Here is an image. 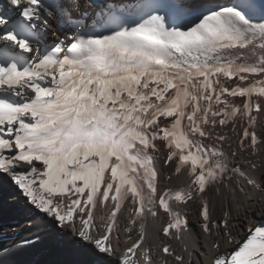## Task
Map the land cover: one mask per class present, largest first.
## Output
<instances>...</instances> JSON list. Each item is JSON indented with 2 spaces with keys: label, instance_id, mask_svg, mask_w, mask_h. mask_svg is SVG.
I'll list each match as a JSON object with an SVG mask.
<instances>
[{
  "label": "snow or ice",
  "instance_id": "1",
  "mask_svg": "<svg viewBox=\"0 0 264 264\" xmlns=\"http://www.w3.org/2000/svg\"><path fill=\"white\" fill-rule=\"evenodd\" d=\"M78 8L0 0V264H264V0Z\"/></svg>",
  "mask_w": 264,
  "mask_h": 264
},
{
  "label": "bare ground",
  "instance_id": "2",
  "mask_svg": "<svg viewBox=\"0 0 264 264\" xmlns=\"http://www.w3.org/2000/svg\"><path fill=\"white\" fill-rule=\"evenodd\" d=\"M3 2H7V0H3ZM220 3H227L228 0H219ZM103 3V0H79V8H78V12H83V11H87V12H93L96 9V6H98L99 4ZM55 39L54 36H49V41ZM2 43V42H0ZM236 211H239L241 213V215L244 214L245 209L243 207H238L236 208ZM249 215L252 216V218L256 221H259L261 219V215H260V211L257 208L256 212L254 214H252L251 212H249ZM149 230H153L152 226L149 225Z\"/></svg>",
  "mask_w": 264,
  "mask_h": 264
}]
</instances>
